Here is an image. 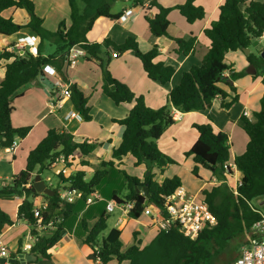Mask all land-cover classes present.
<instances>
[{"label": "trees", "instance_id": "1", "mask_svg": "<svg viewBox=\"0 0 264 264\" xmlns=\"http://www.w3.org/2000/svg\"><path fill=\"white\" fill-rule=\"evenodd\" d=\"M117 1L68 0L70 24L62 20L56 31H50L44 27L43 18L37 15L33 0H0V36L9 38L22 29H29L39 39L37 55L28 51L18 55L0 50V58L13 59L7 64L5 78L0 84L2 148H11L17 138L24 139L32 129L30 126H13L15 99L22 95L32 81L44 76L46 65L55 66L68 81L65 69L69 67L68 55L73 47L84 50L89 61L98 62L102 72V92L105 96L116 105L133 104L127 117L115 120L125 127L120 146L113 150L110 160L100 162L89 182L86 181V172L83 169L73 173L60 172L56 174L57 186L51 187L54 190L53 196L32 192L36 168L38 174L51 171L53 163L60 159H63L66 166L71 167L77 157L82 158L81 167H88L90 163L87 159L94 156L97 147L94 143L79 140L67 131L49 129L43 140L30 151L25 168L14 177L10 185L0 188V199L25 198L18 208V219L29 224L33 235H39L34 199L41 196L47 201L45 207L39 208V212L42 224L46 226L52 222V227L38 237L31 249V253L42 259L52 258L49 251L59 241L64 229L63 224L75 207V203L66 202L61 195L63 186L67 190L75 189L81 192L80 199L86 202L112 167H117L124 174L127 191L123 197L114 192L112 199L118 205L134 203L128 213L130 218L139 219L149 207L147 202L161 215H167L168 197L182 187V180L175 175L159 182L154 168L163 173L166 166L179 164L164 154L158 146V140L164 132L176 123L171 114L172 108L183 113L204 111L212 107L216 98H220L222 108L227 111L231 109L240 99L238 87L234 82L247 73L236 72L232 65L227 64L226 54L250 48L253 40L264 36V2L223 0L218 8V18L212 21L203 33L210 44L202 64L186 71L180 83L170 92L168 103L154 109L146 104L143 96H136L126 84L112 75L109 69L110 60L105 59L102 54L110 46L119 53L132 51L141 61L149 79L166 84L173 78L175 68L157 61L161 55L158 46L154 45L151 51L145 53L140 50L133 37H128L122 44H116L111 39H106L103 43H92L87 39V33L99 18L119 20L122 17L123 12H113V5ZM129 1L142 7L149 2L145 19L155 38L170 37L175 43L174 51L178 54L189 55L195 50L196 37L186 40L169 35V14L177 9L190 24L204 19L206 9L196 5V0H187L185 4L175 7H164L158 0ZM10 8L26 11L29 22L23 26L13 18H5L3 12ZM151 9H155L156 13L148 16ZM46 44L55 46L54 53H45ZM247 61L256 71L252 73L253 77H262L264 87V58L262 55L250 53ZM225 72H229V76H224ZM71 91L70 100L75 109L85 121H91L87 97L76 84L71 85ZM228 98L230 101H227ZM253 116L254 120L245 116L242 118V128L247 133L249 142L245 152L234 160L237 170L242 173L241 185L236 191L225 183L227 177L233 175L229 166L231 149L227 133L217 131L212 123L195 125L199 136L191 150L186 153V157H191L194 162L192 173L199 177L200 169L212 171L218 180L222 181L221 184L202 192L216 219L213 225L203 228L196 239L185 236L177 226H172L168 231L156 229L154 237L147 243L137 240L135 233L136 243L123 251L121 230L113 228L106 233L109 216L105 213L93 224L86 220L82 222L86 233L83 243L92 250L88 258L100 264H108L112 260L119 263L129 261L130 264H217L216 261L220 257L237 251L234 261L240 248L246 243L251 228L262 218L253 202L264 197V92L260 99V108ZM128 157L133 159L136 167L144 166L149 174L142 179L130 175L124 168ZM146 161H150L152 165L148 166ZM140 184L147 187L151 195L149 200L143 191L137 192V186ZM14 224L15 221L0 206V233ZM236 241L239 243L237 250V245L233 244ZM19 244L18 251L13 256L23 253L22 241Z\"/></svg>", "mask_w": 264, "mask_h": 264}, {"label": "crops", "instance_id": "2", "mask_svg": "<svg viewBox=\"0 0 264 264\" xmlns=\"http://www.w3.org/2000/svg\"><path fill=\"white\" fill-rule=\"evenodd\" d=\"M33 1L36 5V13L43 18L44 27L47 30L56 31L62 20H66L67 24H70L68 0ZM186 1L158 0L164 7L183 5ZM258 1L264 2V0ZM126 2V6L121 11L123 15L119 20L99 18L92 30L87 33V39L92 43H103L106 39H111L116 44H122L128 37H133L138 42L140 50L145 53L151 51L154 45H157L161 53L157 61L164 62L166 65H171L175 68L173 78L166 84L149 79L141 61L132 51L119 53L110 46L102 56L110 60V72L117 80L126 84L136 96H143L149 107L158 109L168 103L170 92L180 83L183 74L193 66H200L202 64L210 44L203 33L210 23L218 18V8L223 0H196V5L203 6L207 13L204 19L192 24L186 20L179 10L174 9L170 12V36L181 37L186 40L191 37L197 38L196 48L189 55L176 53L174 51L175 43L170 37L155 38L151 34L148 22L145 19L147 3L142 7L135 6L129 0H126ZM114 13L118 12L115 11ZM155 13L156 10L151 9L148 12V16H153ZM3 16L5 18H13L16 23L23 26L29 22L27 12L17 8L5 10ZM27 35L37 37L29 29H22L9 38L0 36V50L7 49L10 43L14 42L18 37ZM258 40L259 42L264 41V36ZM263 50L264 47L261 52ZM249 51L252 53L251 49ZM114 53H117V57H114ZM258 55L261 54L259 53ZM247 56L244 51H237L230 52L225 57L226 63L232 65L236 72L247 73L244 77L234 82L240 94L238 103L227 111L222 108L221 99L216 98L213 101L212 107L208 110L189 113L182 112V118L169 127L158 140L159 149L179 163L178 165L166 166L163 173H161L160 169L154 168L158 181L162 182L167 177L177 175L182 180L181 188L187 193L194 195L202 193L203 190L210 189L220 182L212 171L204 169H200L199 177H196L192 173V168L194 167L193 159L186 157V153L191 150L199 136L195 125L206 123H212L217 131L225 132L229 137L228 144L231 149V162L229 165L233 171V175L227 177L226 183L233 189L230 185L232 180H234L235 185L237 181H241L242 173L237 170L234 160L236 156L245 152L249 142V137L242 128V118L245 116L254 120L253 114L260 108V99L264 92L262 77H253L252 73H256V71L254 67L249 65ZM12 61L13 59L0 58V84L5 78L7 64ZM65 71L68 75L67 82L71 85L76 84L87 97L92 120L85 121L82 115L75 109L71 100L67 98L62 100L61 109L53 113L50 112L49 99L52 91L55 89V78L49 77L44 73V76L32 81L23 91L22 95L15 99L13 103L14 111L12 113V124L14 127L30 126L32 129L24 139H16L17 147L14 151H9L0 146V188L10 185L14 177L25 168L30 151L43 140L49 129L67 131L79 140H86L89 143L97 145L94 156L87 159L90 163L88 167H81L80 162L82 158L77 157L71 167L65 166L62 162L52 168L51 171L55 175L63 169L66 170L65 173H73L83 169L86 174L90 172L93 175L95 170L99 168L100 162L110 160L113 150L120 146L125 127L116 123L115 120H122L127 117L133 104L116 105L103 94L102 72L98 62L89 61L86 55L79 57L77 64L67 67ZM59 74L63 78L60 72ZM223 75L227 77L229 76V72H225ZM227 101H230V98ZM73 112L78 113L80 118H68ZM124 168L130 175L140 179L146 175L145 167H136L133 159L130 157L125 160ZM203 171L207 174H203ZM37 172L38 168H36L34 176L40 175L42 178V175ZM47 181H50V177H47ZM57 184L58 182L52 186L56 187ZM67 191L65 186H63L61 195L66 196ZM114 192L119 193L120 197L127 194L125 176L116 167L110 168L106 178L95 189L93 194L96 195V201L87 205L78 197L74 199L73 203H75V207L73 213L64 222V229L59 241L49 251L52 258L47 264H63L61 263L63 260L68 263L85 261L86 264H100L88 258L92 250L88 245L83 243L86 233L82 227V222L86 220L90 224H93L97 218L105 213L108 216L112 213L117 215L113 228L121 230V240L124 235L128 237V243L122 240L123 251L131 247L132 245L130 244L132 242L133 245L136 243L134 236L131 241V234L137 233V240L145 243L143 241L144 236L150 235L152 230L157 229L154 218L156 214H159L158 210L153 206H149L150 213H144L139 219L130 218L127 213L118 207L113 212H108L107 205L110 202H114L112 199ZM24 199L19 197L11 200L0 199L1 208L15 221L13 226L5 228L1 233L2 241L8 250H10V253L11 248L14 249V253H11V259L14 264H45V262L40 260V257L25 263L13 259V257H19V254H21L13 256L18 251L20 241H22L21 250L25 253L23 245L32 234L29 224L22 219H18V208ZM46 202L41 196L34 199L36 208H40ZM144 218L147 219L142 220ZM120 220L121 222H119ZM108 264L130 263L129 261L119 263L117 260H112Z\"/></svg>", "mask_w": 264, "mask_h": 264}, {"label": "built area", "instance_id": "3", "mask_svg": "<svg viewBox=\"0 0 264 264\" xmlns=\"http://www.w3.org/2000/svg\"><path fill=\"white\" fill-rule=\"evenodd\" d=\"M146 3L147 6H149V2ZM38 44V37L27 35L18 37L14 42L10 43V45L5 50H7L8 52L16 53L18 55H23L27 51L33 55H37ZM83 55H85L84 50L79 49L77 46L73 47L68 55L69 66L76 65L78 62V58ZM114 57H117V53H114ZM44 72L49 77L55 78V89L54 91H52L49 99L50 112L53 113L55 111H58V109H61V103L64 98H71V84L60 76L57 68L53 65H46L44 67ZM171 114L175 121L180 120L183 116V113L176 108H172ZM78 117L80 118V115L76 112H73L70 116H68V118ZM16 147L17 143L14 142L13 146L8 150L14 151ZM62 162L64 163L63 159L58 160L57 162L53 163L52 168L56 167L59 163ZM60 172L65 173L66 170H60L57 172V174H59ZM221 183L222 181H220L218 184ZM240 185L241 181H237V184L233 188V190L236 191ZM76 197L80 198L81 192L75 189L68 190L67 195L63 196L64 200L69 203H73ZM94 201H96V195L91 194L87 198L85 203L89 205ZM45 205L46 204L42 205L41 207H45ZM133 206V202H128L122 205H118L115 202H110L107 205V211L113 212V210L118 207L123 210V212L128 214ZM145 213H150L149 208L146 209ZM158 213L159 214H156V217L154 218L155 226L157 229L168 231L172 226H177L181 233L191 239H196L203 228L209 225H213L216 221L202 193L195 195L189 194L183 188L178 189L175 194L168 197L167 215L163 216L159 211ZM35 217L38 219L37 232L39 233V235L31 234L29 236L28 241L23 245L24 252H31L32 247L38 241V237L43 235L45 230L52 227V222L46 226L42 224V218L39 212V208H37V210L35 211ZM119 222H121V220ZM1 259H4L5 261H0V264H14L12 262L13 260L11 259V254L8 248L2 241V234L0 233V260ZM13 259L19 260V257L16 256L13 257ZM230 264H264L263 215L262 218L253 225L247 236L246 243L240 248L239 255Z\"/></svg>", "mask_w": 264, "mask_h": 264}, {"label": "rangeland", "instance_id": "4", "mask_svg": "<svg viewBox=\"0 0 264 264\" xmlns=\"http://www.w3.org/2000/svg\"><path fill=\"white\" fill-rule=\"evenodd\" d=\"M126 3H127L126 0H120L118 2H115L114 5H113V12H115V11L121 12L122 11V8L124 6H126ZM263 47H264V41L259 42L258 39H255V40L252 41V45L248 49H251L252 53H254L255 55H258L259 53L262 55V53L264 52V50H263V52H261ZM54 51H55V46H51L49 44H46V46H45V53L46 54H52V53H54ZM203 174H207V173L205 171H203ZM41 175H42L43 181L49 187H53L52 185L55 184L56 182H58V177L52 171H44L43 173H41ZM112 175H114V174H112ZM92 176L93 175L90 172H88L86 174V181L89 182L92 179ZM47 177H50V181H47ZM116 184H118V183H116ZM230 185L233 188L236 186L234 180H232V182L230 183ZM97 203H99V202H97ZM253 204L260 211V213L264 216V197L254 200ZM116 216L117 215L115 213L114 214L112 213L109 216L108 221H107V226L108 227H107L106 233L110 229H112L114 227ZM146 219L147 218H144L142 220H146ZM140 231L143 232V230H141V229H140ZM154 233H155V230H152V232L150 233V235L148 234L147 236H144V240L143 241H145V243L149 242L154 237ZM133 236H134L133 234L130 235L131 241L133 239ZM122 240H123V242L128 243V241H127L128 240V237L126 235H124V237H123ZM233 244L234 245H237L239 243H238V241H236ZM130 245H133V242ZM238 247H239L238 245L235 246L236 250L238 249ZM13 251H14V249L11 248V253H14ZM236 252L237 251H235V252L233 251L230 255H227V256L225 255L224 257H220L219 259H217L216 263L217 264H228V263H231L233 261V259L235 258V256H236ZM40 260L43 261V262H45V264H47L48 262H50L47 259L40 258ZM61 263H63V264H86L85 261H83V262L81 261V262H71V263H68L65 260L61 261Z\"/></svg>", "mask_w": 264, "mask_h": 264}, {"label": "water", "instance_id": "5", "mask_svg": "<svg viewBox=\"0 0 264 264\" xmlns=\"http://www.w3.org/2000/svg\"><path fill=\"white\" fill-rule=\"evenodd\" d=\"M79 49H81L80 47H78ZM243 51L249 55L250 51L248 48H245L243 49ZM262 57L264 58V52L262 53ZM231 83L232 80H230ZM2 140V137L0 136V141ZM148 166H151V162L150 161H146ZM221 166V165H220ZM149 173L146 172V175H148ZM143 191V193H145L146 195V198L147 200L150 199L151 195L149 194L148 192V189L146 186H143L142 184L138 185L137 186V192H141ZM32 192L33 193H38V194H43V195H46V196H53L54 195V190L49 187L41 178L40 175H37L35 176L34 178V183H33V187H32ZM148 203V206H150L149 202ZM37 259V256H35L33 253L31 252H25V253H21L19 254V260L23 263L25 262H30L32 260H36ZM1 262H4L5 260L4 259H1L0 260Z\"/></svg>", "mask_w": 264, "mask_h": 264}]
</instances>
